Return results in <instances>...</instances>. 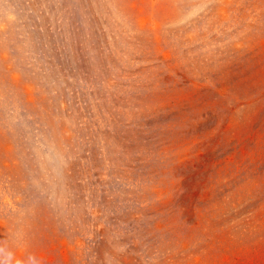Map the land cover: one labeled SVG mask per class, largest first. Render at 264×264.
Wrapping results in <instances>:
<instances>
[{"label": "rangeland", "instance_id": "1", "mask_svg": "<svg viewBox=\"0 0 264 264\" xmlns=\"http://www.w3.org/2000/svg\"><path fill=\"white\" fill-rule=\"evenodd\" d=\"M0 264H264V0H0Z\"/></svg>", "mask_w": 264, "mask_h": 264}]
</instances>
